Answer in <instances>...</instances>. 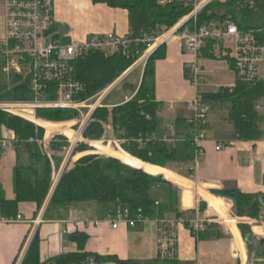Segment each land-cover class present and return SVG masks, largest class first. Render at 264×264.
Wrapping results in <instances>:
<instances>
[{
  "label": "trees",
  "instance_id": "trees-1",
  "mask_svg": "<svg viewBox=\"0 0 264 264\" xmlns=\"http://www.w3.org/2000/svg\"><path fill=\"white\" fill-rule=\"evenodd\" d=\"M93 1L128 11L130 33L126 39L129 46L125 54L107 56L100 51H89L75 60L76 80L84 88L75 98L80 101L90 100L109 88L146 54L149 48L146 40L170 31L193 11L192 5L179 0ZM213 22L234 23L242 32H254L259 43L264 45V0L213 1L198 15L197 26L203 27ZM191 27L193 29V25ZM216 46L223 48L222 43L209 41L202 57L215 59L213 52ZM164 49L165 45L161 46L147 61L141 83L133 88L134 96L129 102L113 108H108L106 104L94 112L82 134L85 140L91 142L92 147L80 143L76 146L73 156L89 154L68 165L51 197L49 207L94 202L114 205L116 209L127 208L132 217L142 215L151 220H163L175 216L177 219H184V213L181 211V189L165 179V169L193 162L195 146L193 135L187 136L180 143H168L158 137L161 103L156 99L155 72L156 62L162 59ZM230 63L233 68L231 60ZM186 77L188 79L187 75ZM16 81L17 87L7 90L1 83L0 76V102L33 101L30 85L19 84V79ZM201 96L210 107L219 105L228 109V121L240 141H256L264 137V113L258 110L264 100V81L246 82L236 79L231 87H223L217 93ZM55 98V95L49 97L51 100ZM14 113L19 114L17 111ZM77 117L78 112L74 110L37 111V118L52 123L71 122ZM26 118L44 126L48 131V140L55 133H69L66 127L45 123L34 116L27 115ZM30 121L0 111V140L3 138V128L13 131L18 140L12 146L17 153L13 171V199H7L0 178V214L7 219L17 216L21 204H35L40 208L48 199L52 185L59 176L55 177L53 184L52 161L40 146L46 131ZM182 121L185 127H193L190 121ZM108 137L110 141L118 142L121 151L101 143L107 142ZM75 138L76 134L72 138V145ZM59 139L62 142L51 143V150L56 153H62L68 147L67 139ZM4 154L0 147V168ZM67 155L68 153L66 158ZM54 161L58 168L61 159L54 158ZM191 175L192 170L188 172V176ZM212 194L233 201V218L227 219L238 221V228L249 252V263L264 264L258 261L254 253L251 227L241 222L264 220V196L245 194L236 189L212 191ZM206 209L207 204L201 202L200 214ZM184 221L191 230L190 222L185 219ZM211 228L213 225H207L204 232L192 234L199 240L220 237L219 233L211 231ZM71 240L77 244L79 252L57 257L52 260L54 264H84L89 257H93L96 264L107 261L122 264L116 257L105 258L86 253L88 237L84 234H75L71 236ZM239 240L243 262L247 264L243 244L241 239ZM156 262L179 264L177 260H162L160 257ZM22 264H42L38 233L34 236Z\"/></svg>",
  "mask_w": 264,
  "mask_h": 264
},
{
  "label": "crops",
  "instance_id": "crops-1",
  "mask_svg": "<svg viewBox=\"0 0 264 264\" xmlns=\"http://www.w3.org/2000/svg\"><path fill=\"white\" fill-rule=\"evenodd\" d=\"M190 2V0H179ZM55 32L67 43L82 44L94 36L113 34L119 38H127L130 33L129 13L124 9H115L107 4L94 3L93 0H54ZM3 27L1 32L3 34ZM160 48L157 47L155 52ZM215 59L201 60L205 74V82L197 89L188 81V66L194 55L175 39L165 45L162 59L156 62V99L161 103L159 116L162 119L163 107L168 104L170 114L167 131L158 137L172 143L183 142L187 136L194 134V129L187 128L182 120L191 121L195 113L190 111L187 103L197 93H217L223 87L235 84V72L231 68L229 58L224 55L223 48L216 46ZM225 58V60H224ZM144 69V68H143ZM232 71L234 80L231 84L216 82L213 76L219 71ZM127 75L129 80L133 74ZM143 70L136 82L131 83V92L122 95L115 103H108L110 108L129 102L133 96V88L140 85ZM216 82V83H215ZM172 106V108H171ZM259 112L264 113V100L261 101ZM218 111L219 113L212 112ZM207 120V139L202 143L205 155L194 159L189 164L173 165L165 169L167 181L181 189V211L184 219L191 221L197 216L213 225L211 231L220 237L199 240L184 222L179 225L177 244L179 264H244L240 240L249 263V252L238 228V223L227 219L232 217L233 201L216 197L212 191L239 190L245 194L264 196V137L260 140L244 142L238 139L233 126L228 121V109L223 106L210 107ZM38 119V118H37ZM40 120V119H39ZM41 121L48 123L46 120ZM180 121V122H178ZM75 122V121H74ZM40 146L50 157L55 171L66 169L79 158L89 153L73 156L68 134H54L47 139L48 131ZM112 132V128H108ZM75 134V130L67 129ZM164 134V135H163ZM57 136V137H56ZM56 137V138H55ZM67 139L68 147L62 153L51 150L52 142ZM71 139V138H70ZM83 142H91L83 138ZM115 142V141H114ZM223 144L221 150L217 145ZM76 148V147H75ZM72 153V162L66 160L65 154ZM67 152V153H65ZM54 158L61 159L57 168ZM17 161L14 147L8 148L1 162L0 178L7 199H13V171ZM192 170V175L188 172ZM52 191V189H51ZM51 194V193H50ZM49 198L39 208L35 204H21L16 217L23 221L7 223V218L0 214V264H18L38 233L40 238V260L42 264H54L52 260L62 255L78 253L77 244L71 240L75 234L88 237L85 252L92 256L116 257L122 264H161L159 259V227L157 220L144 226L131 228L121 224L113 229L107 222V216L117 207L101 208L98 203H80L55 205L49 207ZM201 202L207 209L200 214ZM175 217V216H169ZM233 218V217H232ZM221 219V220H219ZM247 223L253 234L254 253L259 262H264V220H241ZM102 264H119L107 261Z\"/></svg>",
  "mask_w": 264,
  "mask_h": 264
},
{
  "label": "built area",
  "instance_id": "built-area-1",
  "mask_svg": "<svg viewBox=\"0 0 264 264\" xmlns=\"http://www.w3.org/2000/svg\"><path fill=\"white\" fill-rule=\"evenodd\" d=\"M213 1L190 0L188 4L193 6V11L189 15L165 34L145 41L148 42L149 48L144 58L139 60L142 62H137L127 73L96 97L80 101L75 98L83 92L84 88L76 80L75 60L89 51H100L107 56L117 53L125 54L129 41L110 34L94 36L82 44L67 43L55 32L54 0H5V24L3 34L0 36V72L9 81L19 79V84L28 83L34 99L24 103L0 102V111L28 121L30 120L26 118L27 115L19 112V108L33 107L35 119H37V111L43 109L77 111L79 120L74 126L78 139L71 147L73 153L75 147L83 140L82 134L86 125L94 112L104 107L103 103L109 94L124 82L129 73L136 71L139 63L145 62L146 65L157 47L175 39H179L194 55V60L188 66L187 76L188 81L196 89L206 79L201 60L209 41L222 43L224 55L232 61L237 80L264 81V45L259 43L254 32H242L236 24L228 22H213L207 26H197L198 15ZM149 51L151 53L147 54ZM51 95H55L56 98L49 99ZM101 96H103L102 99ZM187 105L195 113L190 122L194 129L195 158L198 159L205 155L202 143L207 139L206 127L210 106L203 101L199 93L188 101ZM14 111L19 114H15ZM61 126L64 127V124ZM2 134L0 147L6 152L18 140L15 133L6 128L2 129ZM68 140L72 145V139L68 138ZM166 142L172 143L167 140ZM222 147L223 144H218L216 149L219 151ZM64 171L62 169L59 172L55 184V179L53 180L52 188L59 183ZM106 220L113 229H118L121 224L136 228L154 221L142 215L132 217L127 208L116 209L107 216ZM21 221H23L21 216L6 220L11 224ZM156 222L159 227L160 258L169 261L177 260L178 228L184 221L176 217H166ZM207 223L206 220L197 216L190 223L192 228L190 231L198 235L206 230ZM236 223H238L237 220ZM18 264H22V260ZM84 264H96V260L89 257Z\"/></svg>",
  "mask_w": 264,
  "mask_h": 264
},
{
  "label": "rangeland",
  "instance_id": "rangeland-1",
  "mask_svg": "<svg viewBox=\"0 0 264 264\" xmlns=\"http://www.w3.org/2000/svg\"><path fill=\"white\" fill-rule=\"evenodd\" d=\"M216 1V0H214ZM224 1V0H223ZM5 0H0V29H1V26H4L5 24ZM2 35V32L0 30V36ZM145 56V55H144ZM144 56L140 59L142 60L144 58ZM138 62H142V61H138ZM144 65H145V62L143 63H139V66L138 68L136 69L135 73L133 74V76L127 80L125 79L124 82L122 84H120L119 86H117L110 94L109 96L107 97L106 101L103 103L105 106L107 104V107L110 108L108 106V103H115L118 99H122V95H125V94H129L131 92V87L129 86L131 83H134L137 81V79L139 78V75L141 74V71L143 70L144 68ZM0 76H1V83L6 86L7 90H11L13 89L14 87H17V81L14 80V79H11L9 81V79H7L1 72H0ZM213 78H216L215 81L216 82H221L223 84H231L233 83V80H234V73L232 71H228V70H224V71H219L217 72ZM215 82V83H216ZM163 116H162V119L160 120V123H159V129H158V134L160 136V134L163 132V131H167V122L170 120L169 117L165 116L166 114H170L171 110L169 111L168 109V104L164 105L163 107ZM190 111H192L191 109H189ZM211 112L208 113V116ZM213 113H219L218 111H215V112H212L210 117L213 116L212 114ZM37 115V114H36ZM79 115V113H78ZM79 120V116L77 117V119L71 121V122H63V123H52V122H48L49 124H54V125H57V126H61L64 124V127H66V129H70V130H75V124H77ZM75 121V122H74ZM75 125V126H74ZM72 126H74L73 128H71ZM68 131V130H67ZM164 133V132H163ZM55 134H58V133H55ZM67 134V133H65ZM74 133L70 132L68 133V136L72 139L74 137ZM162 135V134H161ZM164 135V134H163ZM57 137V136H56ZM55 137V138H56ZM75 140V139H74ZM110 137H108L107 139V142L105 141H102L101 143L105 146H109V147H112L113 149H116V150H120L121 151V148L118 144V142H114V141H110ZM83 142V141H81ZM80 143V142H79ZM42 150L45 152L44 150V147L42 146ZM67 153V152H65ZM70 151L68 152V155H69ZM67 155V159L66 160H70V162H72V158H70V155L68 156ZM66 156V154H65ZM60 171H55V174H54V177H53V180L55 179V177L59 174ZM99 206L101 208H113L114 205H106V204H99ZM221 220V219H219Z\"/></svg>",
  "mask_w": 264,
  "mask_h": 264
},
{
  "label": "water",
  "instance_id": "water-1",
  "mask_svg": "<svg viewBox=\"0 0 264 264\" xmlns=\"http://www.w3.org/2000/svg\"><path fill=\"white\" fill-rule=\"evenodd\" d=\"M152 55V54H151ZM151 55H150V57H151ZM19 112H21V113H23V114H26V115H29V116H35V113H34V109H33V107H30V106H25V107H21V108H19ZM115 159H117V158H115ZM117 160H119V161H121L120 159H117ZM122 162V161H121ZM123 163V162H122ZM125 164V163H124ZM126 165H128V164H126ZM130 166V165H129ZM132 167V166H131ZM138 169V168H137ZM141 170V169H140ZM57 185H58V183H57ZM57 185L54 187V188H52V191L50 192L51 194H49V196L48 197H50L49 198V202H50V200H51V197H52V195H53V193H54V191H55V189L57 188Z\"/></svg>",
  "mask_w": 264,
  "mask_h": 264
},
{
  "label": "bare ground",
  "instance_id": "bare-ground-1",
  "mask_svg": "<svg viewBox=\"0 0 264 264\" xmlns=\"http://www.w3.org/2000/svg\"><path fill=\"white\" fill-rule=\"evenodd\" d=\"M151 53V51H149L147 54H150ZM103 98V96H101V99ZM78 139V137H77V135H76V138H75V140L73 141V145H72V147L74 146V144H75V142H76V140ZM69 156V155H68ZM68 158V157H67ZM66 158V159H67ZM58 180V179H57Z\"/></svg>",
  "mask_w": 264,
  "mask_h": 264
}]
</instances>
